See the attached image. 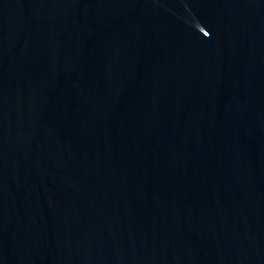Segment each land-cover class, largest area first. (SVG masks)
<instances>
[{"label":"water","instance_id":"95a60500","mask_svg":"<svg viewBox=\"0 0 264 264\" xmlns=\"http://www.w3.org/2000/svg\"><path fill=\"white\" fill-rule=\"evenodd\" d=\"M0 264H264V0H0Z\"/></svg>","mask_w":264,"mask_h":264}]
</instances>
